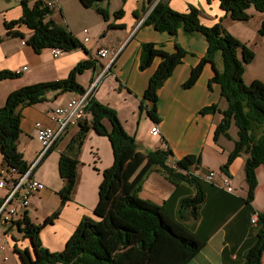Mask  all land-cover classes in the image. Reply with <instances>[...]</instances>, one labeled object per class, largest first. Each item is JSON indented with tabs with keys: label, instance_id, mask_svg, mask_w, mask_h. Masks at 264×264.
<instances>
[{
	"label": "crops",
	"instance_id": "obj_1",
	"mask_svg": "<svg viewBox=\"0 0 264 264\" xmlns=\"http://www.w3.org/2000/svg\"><path fill=\"white\" fill-rule=\"evenodd\" d=\"M21 1L0 0V70L21 72L18 78L0 80V108L5 105L12 91L25 85L66 79L81 61L94 60L93 66L79 73L76 79L87 91L92 83L98 81L92 96L114 108L126 131L135 136L138 143L136 152L140 154L142 161L131 179L144 168L149 151L170 149L172 156L167 160L169 164L174 165L175 160L188 154L198 155L202 159L198 172L207 174L211 170L220 171V175L230 176L232 186L235 184L237 187H233L234 191L230 192L215 183L204 181L210 188L205 187L206 199L200 208L199 221L194 224L192 219H188L185 223L198 237L205 240L206 244L188 264H242L244 253L254 244L259 227L258 222L253 223L251 219L255 213L264 212V166H259L256 170L258 185L251 202H247L248 186L245 181L248 154L243 153L236 157L228 172L221 169L234 148L236 138L225 137V143L222 141L224 138L220 136L215 141V130L222 119V113L203 112L205 107L213 104L225 109L221 108L226 102L222 85L211 81L216 75V70L223 68L221 54L217 53L213 60L206 61L196 82L185 87L184 83L191 76L193 68L207 55L206 37L198 32L187 34L182 30L174 35L158 30L153 24L145 23L144 20L153 6L148 7L145 12H138V16L135 15L144 0H136L131 4H128L127 0V11H124L123 17L111 16L106 20L108 23L122 26L110 28V32L105 34H102L103 30L100 33L102 36L98 35L99 38L96 36L85 41L81 32L78 35L73 32L85 48L63 51L58 56L54 55L52 48L37 52L26 42L33 33L31 28L25 24L16 26L15 29L25 34V37H22L8 34L5 26L6 21L22 16ZM35 1L30 0V4ZM103 2L104 0L101 6ZM80 3L83 8H93L84 6L81 0ZM170 5L181 12L194 5L200 10L204 24L211 26L221 22L235 37L255 50L253 61L259 56L264 61V36L258 33L264 20V11L251 6L248 8L251 18L239 21L227 14L221 7L220 0H170ZM48 17L65 25L64 0L60 1V9L54 10ZM103 25L104 23H101L99 27ZM243 27H246V32H243ZM237 28L241 31L235 32L234 29ZM251 29L252 32L248 34ZM144 42H153L156 48L169 53L176 52L178 46L185 51L181 62L158 90L159 122H155L149 115L151 103L146 102L147 108L140 110L150 78L162 61V58L157 56L149 67L141 69V46ZM100 48H107L108 55L98 56ZM253 61L246 70L251 68ZM80 95L68 91L56 96L55 92H49L44 102L22 108V132L17 145L30 166L36 162L43 149L38 139L36 123L41 122L56 128L57 123L51 118L49 111L68 106L72 99ZM105 123L108 127L111 126L108 120H105ZM154 125L160 128L157 135L151 133ZM78 130L79 125L69 126L48 155L34 166L31 177L43 182L45 189L33 193L28 207H19L12 221L5 222L0 219V225H3V229L0 228L1 264H24L16 247L29 248L33 252L30 238L24 236L17 223L26 215L33 222L40 224L57 210L60 211L58 217L45 225L40 233L42 245L52 252L65 248L84 216L97 218L95 209L100 200L103 172L113 165L114 153L109 137L93 128L89 131L81 150L77 183L71 199L64 204L61 200L60 191L65 185L60 173L61 152ZM0 165H6L1 151ZM9 188L10 185L0 187V204ZM195 191V186L188 182L173 184L153 165L144 177L140 195L164 206L166 213L177 217L181 198L193 195ZM13 204L18 205V201L13 200ZM261 263L264 264V251Z\"/></svg>",
	"mask_w": 264,
	"mask_h": 264
},
{
	"label": "trees",
	"instance_id": "obj_2",
	"mask_svg": "<svg viewBox=\"0 0 264 264\" xmlns=\"http://www.w3.org/2000/svg\"><path fill=\"white\" fill-rule=\"evenodd\" d=\"M102 1L81 0L84 6L94 7L108 20V9L99 4ZM21 4L22 16L5 22L8 34L25 37L23 32L15 29L16 26L25 24L33 30L26 42L37 52L52 47H59L64 51L85 48L67 26L48 17L54 10L46 6L44 0H36L33 4H30V0H22ZM220 5L232 19L239 21L251 17L248 12L251 6L264 11V0H220ZM150 6L153 8L144 20L145 23L153 24L158 30L174 35L182 30L187 34L198 32L206 37L207 55L193 68L191 76L184 83L185 87L196 82L206 61L213 60L217 53L221 54L223 68L216 70V75L211 81L222 85L228 106L222 110L218 104H213L205 107L203 112L222 113V119L215 130V141L221 135L231 138L229 130L233 122L238 127L234 148L221 169L228 172L236 157L243 153L248 154L245 181L248 186L247 202H251L258 185L256 170L259 166H264V81L254 79L247 85L243 80V73L247 64L254 59L255 52L221 22L211 26L204 24L200 10L194 5L181 12L170 5V0H144L135 15L145 12ZM123 14V9L114 13L116 18H121ZM119 26L122 25L113 22L108 24L109 29ZM259 33L264 35V20ZM184 54L185 51L180 46L176 52L169 53L156 48L153 42L142 43L141 69L149 67L155 57L162 58L150 78L140 105L142 111L147 108L146 102L152 104L148 112L155 122L160 121L157 114L158 90L171 76ZM93 64L94 60L81 61L66 79L25 85L9 94L5 105L0 108V151L5 164L15 169L16 173H24L30 167L17 145L22 132V108L44 102L49 92H55L56 96L68 91L85 94L87 89L76 77ZM20 76L21 72L18 71L0 70V80ZM89 95L91 96L86 109L92 117L89 121L79 123L78 132L71 137L61 152L60 173L65 185L60 195L62 204L71 199L77 183L81 150L89 131L93 128L108 136L113 147L114 163L103 172L100 200L95 209L97 218L84 216L65 248L52 252L42 245L40 233L45 225L58 217L60 211L57 210L40 224L33 222L26 215L17 223L24 236L30 238L33 252L29 248L18 247L15 248L16 251L21 255L24 264H188L206 244V241L198 237L185 223L188 219H192L194 224L199 221L200 208L206 199V190L202 185L205 180L197 174L202 163L201 157L188 154L171 165L167 162L172 156L170 149L149 151L144 168L131 179L142 161L140 154L136 152L137 140L126 131L114 108L99 101L91 93ZM105 120L110 122V127L106 125ZM53 145L39 162L48 155ZM153 165L173 184L178 185L184 181L196 188L193 195L185 196L179 201L177 217L166 213L164 206L140 195L144 177ZM257 222L259 227L256 240L245 251L242 264H262L264 212L258 214Z\"/></svg>",
	"mask_w": 264,
	"mask_h": 264
},
{
	"label": "built area",
	"instance_id": "obj_3",
	"mask_svg": "<svg viewBox=\"0 0 264 264\" xmlns=\"http://www.w3.org/2000/svg\"><path fill=\"white\" fill-rule=\"evenodd\" d=\"M61 0H44L45 5L52 10L58 11L60 9ZM87 33L88 30H85ZM85 41H89L90 38L85 36ZM25 43V41H23ZM63 49L59 47H52V52L55 56L63 53ZM109 53L107 48H100L98 50V56L105 57ZM27 68V67H24ZM97 82L92 83L91 88L85 94H81L80 97L74 98L70 101L68 106L58 107L50 110L51 118L57 123V127L44 125L41 122L36 123L38 132V139L41 142L43 149L39 154L36 162L28 168L24 173H16L15 169L10 168L7 165H0V187H6L10 185L9 191L5 196L4 201L0 204V219L5 222L12 221L18 212L19 207H28L30 203V196L42 189H45V184L33 177H31L32 170L38 161L43 157L45 152L54 144V142L62 136L69 126L79 125L80 122L89 121L91 114L87 111L86 106L89 102L90 93L92 94ZM160 132L158 125H154L151 129L153 135H157ZM198 176L204 180L215 183L219 187L232 192V180L227 175H219L215 170L209 171L207 174L197 173ZM11 183V184H10ZM13 200L18 201V205L13 204ZM258 215L254 214L252 222L256 223Z\"/></svg>",
	"mask_w": 264,
	"mask_h": 264
},
{
	"label": "rangeland",
	"instance_id": "obj_4",
	"mask_svg": "<svg viewBox=\"0 0 264 264\" xmlns=\"http://www.w3.org/2000/svg\"><path fill=\"white\" fill-rule=\"evenodd\" d=\"M136 0H128V4H131L132 2H135ZM62 3V2H61ZM127 0H104L102 6L108 9V12L110 14V17H115L114 13L115 11L119 9H123L124 11H127L126 6ZM101 4V2L99 3ZM125 13V12H124ZM124 15V14H123ZM64 16H65V25L69 26V30L76 33L78 35L79 32L82 33V36H88L90 39H94V37L100 35V33L103 31L102 34H105L106 32H110V29L108 28V22H106L105 18L99 14L94 7L90 9L83 8V6L80 3V0H64ZM123 17V16H122ZM116 18V17H115ZM251 18V17H250ZM249 18V19H250ZM248 19V20H249ZM246 21V20H245ZM254 20L252 21V23ZM104 23L102 27H99V24ZM85 30H88L86 33ZM235 32H238V30L241 31V29L237 28L234 29ZM243 32H246V27H243ZM252 32V29L248 31V34ZM259 33V31H258ZM260 34V33H259ZM261 35V34H260ZM102 36V35H100ZM264 36V35H263ZM79 39V38H78ZM243 42V41H241ZM246 46L251 49L250 46ZM252 51H255L254 49H251ZM253 61V60H252ZM251 61V62H252ZM250 62V63H251ZM262 58L259 56V58H256V60L253 61V64L249 70H245L243 73V80L245 84H250L254 78L264 81V65H263ZM248 63L247 66L250 64ZM246 66V68H247ZM251 77V79H249ZM226 100V99H225ZM228 101L223 103L221 108L227 107ZM223 110V109H222ZM238 134V127L233 122L231 125V128L229 130V135L231 138H237ZM220 138H224L222 141L227 142V139H230L227 137L225 138L224 135H221ZM220 173V171H217ZM203 175V173H202ZM202 185L205 187L208 186V183L202 182ZM210 188V186H208ZM233 187L237 188L235 184H233ZM236 191V190H235ZM0 228L3 229V225H0Z\"/></svg>",
	"mask_w": 264,
	"mask_h": 264
},
{
	"label": "clouds",
	"instance_id": "obj_5",
	"mask_svg": "<svg viewBox=\"0 0 264 264\" xmlns=\"http://www.w3.org/2000/svg\"><path fill=\"white\" fill-rule=\"evenodd\" d=\"M216 171V170H215ZM209 172V171H208ZM197 173H201V172H197ZM220 175V174H219ZM223 175H225V174H223ZM228 176V175H227ZM230 177V176H229ZM206 181V180H205ZM234 189V188H233ZM234 191V190H233ZM232 191V192H233ZM255 214H257V213H255ZM258 215V214H257ZM252 220V219H251ZM257 221H258V219H257ZM257 223V222H256Z\"/></svg>",
	"mask_w": 264,
	"mask_h": 264
}]
</instances>
